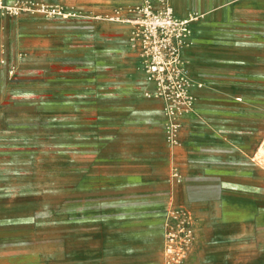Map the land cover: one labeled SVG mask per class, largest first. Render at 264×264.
Listing matches in <instances>:
<instances>
[{
	"label": "crops",
	"instance_id": "crops-1",
	"mask_svg": "<svg viewBox=\"0 0 264 264\" xmlns=\"http://www.w3.org/2000/svg\"><path fill=\"white\" fill-rule=\"evenodd\" d=\"M172 1L184 3V14L170 3L179 18L205 14L192 25L194 45L185 52L191 76L203 86L193 89L195 110L178 117V145L169 144L164 103L147 97L154 87L142 73L122 86L110 85L114 78L104 72L94 85L81 83L92 97L87 111L77 100H35L38 108L63 110L38 116L45 122L66 111L71 125L96 124V135L108 128L120 164L106 169L117 187L128 186L148 202L141 218L110 227L101 223L90 236L84 232L62 247V262L39 264H163L174 207L194 216L195 247L208 256L206 262L193 254L185 264H264V167L254 160L264 139V0ZM16 60L7 47L0 53V86L12 70L17 76L25 67V57ZM174 169L182 175L176 187ZM236 248L239 261L222 259Z\"/></svg>",
	"mask_w": 264,
	"mask_h": 264
},
{
	"label": "rangeland",
	"instance_id": "rangeland-1",
	"mask_svg": "<svg viewBox=\"0 0 264 264\" xmlns=\"http://www.w3.org/2000/svg\"><path fill=\"white\" fill-rule=\"evenodd\" d=\"M170 1L178 13H186L183 2ZM147 6L156 12L171 8L166 0H6L3 7L0 2V53L7 47L13 63L25 57L20 75L12 70L0 86V264L60 263L62 247L84 232L90 236L101 223L120 225L145 211L147 200L129 193L128 186L117 187L106 169L120 164L109 129L96 135V124L71 125L66 111L65 117L45 122L38 116L63 110L48 104L38 108L35 100H77L87 111L92 97L81 87L96 84L99 72L114 78V86L141 73L148 82L140 43L126 22ZM204 16L196 15L193 24ZM171 180L176 187L173 172ZM183 211L171 209L167 227ZM196 242L197 236L190 256L207 262V252ZM225 258L239 261L238 248Z\"/></svg>",
	"mask_w": 264,
	"mask_h": 264
},
{
	"label": "built area",
	"instance_id": "built-area-1",
	"mask_svg": "<svg viewBox=\"0 0 264 264\" xmlns=\"http://www.w3.org/2000/svg\"><path fill=\"white\" fill-rule=\"evenodd\" d=\"M198 17L179 18L172 8L156 12L144 7L135 19H128L141 46V59L148 82L154 86L153 94L162 97L166 117V136L172 146L179 144L181 128L178 117L193 112L197 97L194 87L202 88L191 76L190 61L185 52L194 45L192 24ZM112 20H120V17ZM264 139L254 160L264 167ZM177 183L182 175L173 170ZM165 244V264H185L195 241V219L189 211L172 216Z\"/></svg>",
	"mask_w": 264,
	"mask_h": 264
},
{
	"label": "bare ground",
	"instance_id": "bare-ground-1",
	"mask_svg": "<svg viewBox=\"0 0 264 264\" xmlns=\"http://www.w3.org/2000/svg\"><path fill=\"white\" fill-rule=\"evenodd\" d=\"M6 0H1L0 2H1V6L3 7L4 6V2H5ZM167 1V3L171 6V8L173 9V11H174V8H173V6L170 4L171 3V1L170 0H166ZM10 9V8H9ZM175 12V11H174ZM176 14V13H175ZM200 13H198V12H192V13H189L188 15H187V17H190V16H192V17H195L196 15H199ZM66 16H67V14H65ZM147 97H154V98H156V99H158V100H161L162 101V97L161 96H159V95H155V94H153V93H151V94H147ZM261 153H263L264 151H263V148L261 149V151H260Z\"/></svg>",
	"mask_w": 264,
	"mask_h": 264
}]
</instances>
